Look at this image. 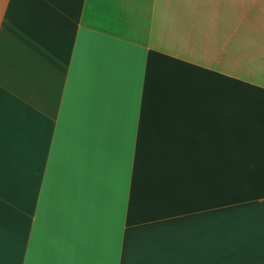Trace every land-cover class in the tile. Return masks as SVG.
I'll list each match as a JSON object with an SVG mask.
<instances>
[{
  "label": "crops",
  "instance_id": "0c3cea01",
  "mask_svg": "<svg viewBox=\"0 0 264 264\" xmlns=\"http://www.w3.org/2000/svg\"><path fill=\"white\" fill-rule=\"evenodd\" d=\"M237 214L264 264V0H0V264L218 262Z\"/></svg>",
  "mask_w": 264,
  "mask_h": 264
},
{
  "label": "rangeland",
  "instance_id": "374dc122",
  "mask_svg": "<svg viewBox=\"0 0 264 264\" xmlns=\"http://www.w3.org/2000/svg\"><path fill=\"white\" fill-rule=\"evenodd\" d=\"M233 24L235 32L238 33L236 36V40L241 41L243 36V23L241 21H236ZM243 52V51H241ZM235 92L242 93L244 86L242 84L236 82L235 83ZM242 216L236 215L235 226H230V228H226V226H221L218 232V262L216 261H208V259H204L202 264H263V262L258 261H250L247 256L244 257L245 247L243 242H245L242 236ZM230 229V230H228ZM254 249H250L247 253H254ZM259 252V251H258ZM257 252V253H258ZM210 258V256H207ZM198 264V263H197Z\"/></svg>",
  "mask_w": 264,
  "mask_h": 264
}]
</instances>
